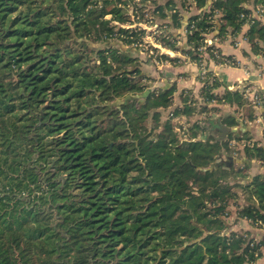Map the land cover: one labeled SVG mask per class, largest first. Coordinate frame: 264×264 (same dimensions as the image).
<instances>
[{
    "label": "trees",
    "instance_id": "1",
    "mask_svg": "<svg viewBox=\"0 0 264 264\" xmlns=\"http://www.w3.org/2000/svg\"><path fill=\"white\" fill-rule=\"evenodd\" d=\"M192 1L199 13L190 17L174 12L171 0L156 8L186 32V47L198 49L215 25L223 35L248 22L246 42L255 52L264 44V22L250 19L246 0ZM127 5L0 0V264H254L261 257L263 241L224 235L233 168L216 158L226 144L196 132L181 142L159 112L148 126L152 100L169 107L174 88L157 97L147 91L143 82L154 76L129 49L145 30L130 27ZM209 49L212 57L217 49ZM219 101L240 107L244 98L226 89ZM193 111L185 104L174 115ZM223 124L242 125L233 117ZM246 154L264 161L263 146ZM248 187L259 209L238 215L264 221V176Z\"/></svg>",
    "mask_w": 264,
    "mask_h": 264
},
{
    "label": "rangeland",
    "instance_id": "2",
    "mask_svg": "<svg viewBox=\"0 0 264 264\" xmlns=\"http://www.w3.org/2000/svg\"><path fill=\"white\" fill-rule=\"evenodd\" d=\"M167 1L168 0H127V11L129 12L131 20L133 21V25L130 27H139L140 29L145 30V33L140 40L139 46L137 48H129L131 50L130 54H132V57H136L139 60L140 66L143 70L148 69L151 71V75L149 76L152 77V75H155L152 77V81L143 82L145 85H147V91L154 92L155 97H157V95L164 92L165 90L174 88V93L172 96H170L169 107L165 109L160 108L158 100H152V108L149 114L148 126L150 127L152 125V116H154L153 113L159 112L161 122L166 120L171 121L175 128L174 131L181 142H187L191 140V134L196 132V139L198 140H202L204 142L210 137L216 141H219L220 143L226 144V150H222L221 154L216 158V163L222 165L223 167L233 168V170L230 172V177L227 179L228 184L231 186V193L233 197L229 199L228 206L225 213L223 214V221L227 226V230L224 231V235L230 237L232 234H249V236L245 238L249 239L246 242L253 241L255 244L258 241H263L261 237L263 236L262 232H264L262 231L264 230V221L260 220L252 223L251 220L240 218L238 213H240L246 207L258 208L256 202L250 198L248 186L255 177L264 176V161L256 157L248 160L246 148L253 149V146L264 147V100L261 98V94L258 89H253L246 86L244 89H240L237 86L236 90H238L244 98V103L242 106L238 107L236 104L229 105L219 101L225 93L223 87L226 86H224L222 82L219 81V79H216L218 81V85L216 88L212 89L210 85L215 83L213 76L210 75L208 77L207 75L213 74V72H206L205 75L200 74L202 71V66L208 70L207 63L209 62V59L207 56H209L210 53L209 48L213 47V45L208 47L205 42H203V44L199 46L198 49H195V51L188 46L187 49H185V52L181 51L179 47L183 43L186 44V32L183 29L179 30V32H176L172 27L169 26L170 23H167L166 19H162L159 13L156 11L157 6L165 5ZM171 1H173L174 4V7H172L173 11L176 13H180L187 17L197 15L199 13V10L192 0ZM260 6H264V4H261L258 2V0H246L243 5L245 9L250 11L249 17H258L260 18L259 21L263 23L261 19L264 17V14L260 15L256 10L257 7ZM211 18H213V22L216 21H214L213 16ZM167 28H169V30H171L174 35L175 33H180L179 36L170 38L165 32ZM243 31L246 32L244 26L238 32H233L232 29L228 28L226 33L219 35L218 29L215 25L210 28L203 36L204 41H223L228 45L237 48L235 42L240 39L242 35L247 33ZM161 39H167V41H170L171 44H174V49L177 48V50L175 51L162 47L158 42ZM246 44L249 45L250 51L253 54L260 56L259 64L258 62H254V67L257 68V66H259V68H263L262 62L264 63V44L260 42L256 52L252 49L249 43ZM114 46L123 49V51H127L128 49L127 47L124 48L120 42H115ZM214 49L217 48L215 47ZM244 49L245 48L243 47L241 48V50ZM190 51L191 54L193 53L194 55H197L196 57L198 58L197 67L199 69V86L196 91H192L193 89L191 88H185V91H179L176 87V84L171 82V79H184L186 76L185 81H187V77H189L188 74L190 72H184V76H182L183 73L176 71L175 69L174 75H164L161 77L165 70H162V67L160 70L158 67L161 64L164 65L168 63H171L170 65L172 66H174V64L176 66L180 65V61L175 60L174 62V60L170 59L169 56H171V52H182L183 54H189ZM217 52L219 53V51ZM204 53H206L207 56H204ZM162 55L166 56L167 59L163 58ZM190 56L195 57L193 55ZM227 58L234 62L233 66L229 67L237 68L238 65H242L237 59H233L232 56H228ZM156 68L159 70L158 75H156ZM144 74L146 75L147 72L145 71ZM7 81L8 80H6V82ZM137 81L139 80L137 79ZM172 84L173 86H171ZM245 90L248 91L245 92ZM176 96L177 99L180 98V102H175ZM256 97L258 98L257 102H253L254 98ZM184 100L186 102H184ZM185 104L194 109L190 115L185 116L186 118L191 116V119H186V121L179 122L175 121V117L173 116L175 111L182 110ZM178 117L181 119L180 116ZM230 117H233L237 121L241 122L242 125L230 128L234 129L235 131L222 134L221 127H226L223 124L224 120ZM158 131H160V129H158ZM245 131H248V134L246 133L243 135ZM183 134H185L186 140H184ZM260 213L261 215L264 214L262 211ZM242 220H246L248 224H245V222ZM249 226L252 227L253 230H246L249 229ZM246 246L247 244L241 245L238 251L240 253L243 252ZM259 252L261 257L256 260L254 264H264V241ZM257 253L258 252L256 251L255 257Z\"/></svg>",
    "mask_w": 264,
    "mask_h": 264
},
{
    "label": "crops",
    "instance_id": "3",
    "mask_svg": "<svg viewBox=\"0 0 264 264\" xmlns=\"http://www.w3.org/2000/svg\"><path fill=\"white\" fill-rule=\"evenodd\" d=\"M246 32L248 31L249 27L244 25ZM245 32V31H243ZM245 32V33H246ZM244 35L240 37L237 41H240V45L237 46V48H234L230 45H228L226 42L220 41H213V47L217 48L219 53H221L223 56L228 57L232 56V58L237 59L242 65H238L237 68L233 67H221L217 65L216 63H213L212 61L209 60L207 63L208 65V72H213L214 76L217 77V80L222 82V84L226 87H223L224 90H229V91H235L236 87L238 86L240 89H244L245 86L253 89H262L264 88V63L262 62L263 68H257L254 67V62H258L259 64V58L260 56L257 54H253L250 51V47L247 42L241 41ZM244 44V45H243ZM243 45V46H242ZM245 48L244 50H241V48ZM179 49L182 51L184 49H187L185 46V43H183ZM190 54H183L182 52H171L170 59L180 61V65H175L172 66L170 65L171 63L160 65L158 68L161 70V67L163 68L162 70H165L163 75L167 76H172L174 75V71L182 72V76H184V72H190L188 74L189 77H187V81H185V78L182 79H177V78H172L171 82L176 84V87L178 88L179 91L184 90L185 88H191L193 89L192 91H196L198 89L199 83H198V63L196 59H191ZM244 69H248L249 72L245 73ZM156 75H158L159 70L156 68ZM163 72V71H162ZM155 76V75H154ZM181 76V77H182ZM173 84L171 86H173ZM238 88V89H239ZM185 91V90H184ZM238 91V90H236ZM248 90H245L247 92ZM178 100V101H177ZM175 102H180V98L175 99ZM179 104V103H176ZM181 104V103H180ZM176 106H181V105H176ZM186 115H180V118L177 115H174L175 121H186V119L190 120L191 116H188V118L185 117ZM245 222V224H248L246 220H242ZM246 230H253L252 227L249 226V229ZM264 231V230H262ZM261 231V232H262ZM263 236L261 239L264 241V232Z\"/></svg>",
    "mask_w": 264,
    "mask_h": 264
},
{
    "label": "built area",
    "instance_id": "4",
    "mask_svg": "<svg viewBox=\"0 0 264 264\" xmlns=\"http://www.w3.org/2000/svg\"><path fill=\"white\" fill-rule=\"evenodd\" d=\"M256 10H257V12L260 15H263L264 14V6L257 7ZM250 19H252V20H258V21L260 20V18H258V17H250ZM261 20L264 22V17ZM250 23H252V22H248L245 25L249 27ZM241 41H245L246 42V39H245L244 36H243V38H242ZM204 42H205V44L208 47L213 45V41H211V40L210 41H204ZM235 45L236 46H239L240 45V41H236L235 42ZM203 55L204 56H207L206 53H204ZM209 56H207L209 60L213 61L214 63H216L217 65H219L221 67H224V66H233V64H234L233 61L229 60L227 57L223 56L221 53H218L217 51H214L213 52V56L212 57L211 56L209 57ZM206 72H208V70L204 66H202V71L200 72V74L205 75ZM244 72L247 73L249 71H248V69H244ZM259 92L261 94V98L264 100V88L260 89ZM257 99H258L257 97L254 98V101L253 102H257ZM183 136H184V140H186L185 134H183Z\"/></svg>",
    "mask_w": 264,
    "mask_h": 264
},
{
    "label": "water",
    "instance_id": "5",
    "mask_svg": "<svg viewBox=\"0 0 264 264\" xmlns=\"http://www.w3.org/2000/svg\"><path fill=\"white\" fill-rule=\"evenodd\" d=\"M222 134H226L227 132L235 131L234 129H230L228 127H221Z\"/></svg>",
    "mask_w": 264,
    "mask_h": 264
}]
</instances>
